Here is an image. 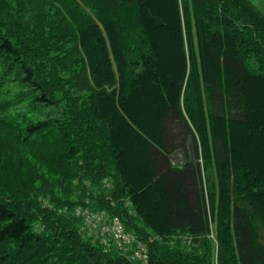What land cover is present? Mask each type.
<instances>
[{"label": "trees", "instance_id": "trees-1", "mask_svg": "<svg viewBox=\"0 0 264 264\" xmlns=\"http://www.w3.org/2000/svg\"><path fill=\"white\" fill-rule=\"evenodd\" d=\"M55 1L41 21L31 14L30 31L20 26L21 38L44 40L40 50L26 43L18 51L0 32V58L22 73L10 102L23 101L29 88L36 103L53 104L48 79L67 88V98L87 94V115L97 119L87 148L95 169L112 171L113 213L129 218L142 242L158 237L147 264H210L211 232L216 264H264V15L250 0H195L194 8L186 0ZM164 27L173 28V66L157 55ZM46 39L69 47L50 57ZM252 78L261 90L251 97ZM134 113L148 116L153 130ZM48 128L27 127L25 140ZM126 142L144 150L146 174L131 168ZM211 162L215 210L206 188ZM54 216L47 215L53 234L34 233L0 201V264H130ZM177 232L195 248L170 245Z\"/></svg>", "mask_w": 264, "mask_h": 264}, {"label": "rangeland", "instance_id": "rangeland-1", "mask_svg": "<svg viewBox=\"0 0 264 264\" xmlns=\"http://www.w3.org/2000/svg\"><path fill=\"white\" fill-rule=\"evenodd\" d=\"M250 1L255 8L260 9V0ZM186 2L190 8L196 7L195 0ZM52 3L56 6L55 0H0L1 35H6L18 51L24 48L26 43L40 50L44 40L21 35L22 39L20 26L25 27L26 33L30 31L32 28L27 23H30L31 14L34 13L36 20L41 21L44 10L53 5ZM164 28L156 48L157 55L163 60H169V64L173 66V63L177 62L171 40L173 28ZM44 44L47 45L45 51L50 49L48 51L50 57L62 55L69 47L64 44L56 48L55 44L52 41L47 42V39ZM64 46H66L64 50L59 48ZM37 61L38 57H33L32 63L40 72ZM11 62V59L0 58V201L19 211L28 220L34 233L45 236L53 234L47 215H55L54 217L63 219L67 227L73 228L85 243L98 245L104 251L114 250L130 264H147L148 244L158 237L151 234L148 242H142L138 239L135 228L128 224L129 218L121 217L117 212L113 213L115 202L109 197L114 188L109 173L112 171L105 172L102 169L103 172L100 173L99 167L95 169L97 161L87 148L92 143L88 132H94V136L96 135L93 127L97 120L87 115L88 106L86 107L83 102L88 100L87 94L83 93L81 99L77 101L67 98L65 94L67 88L64 90L56 86L52 79H48L47 82L52 88L49 90L54 95V99L51 98L53 104L36 103L33 99L38 93L29 88H24L23 101L12 103L9 98L15 91L13 85L15 87L21 85L19 79L22 73ZM252 80L254 82L248 84L251 97L252 92L257 94L261 90L256 80L254 78ZM147 97L152 101L149 94ZM135 116L140 122L142 120L141 123L146 128L153 130L149 125L151 120L148 116L144 113L142 115L137 113ZM41 122L48 123L49 128L25 140L26 128ZM96 126L103 129L99 121ZM84 132L88 133L86 138ZM71 147L78 150L74 157L69 152ZM124 147L130 157L131 168L146 174V168L143 166L146 164L144 150L134 142H126ZM172 161L179 164L180 155H173ZM207 174L209 183L206 181V188L211 196L210 210L211 203L215 210L216 172L213 162L209 165ZM153 200L150 203L151 209L160 219L156 209L158 204L155 198ZM104 205L108 208L102 207ZM212 230L214 231V224ZM206 238L212 243L209 252L210 264H216L214 233L211 232ZM169 240L170 245L176 244L186 251L195 248L190 243L191 237L179 232L171 235ZM198 251L203 254V248L196 250Z\"/></svg>", "mask_w": 264, "mask_h": 264}, {"label": "crops", "instance_id": "crops-1", "mask_svg": "<svg viewBox=\"0 0 264 264\" xmlns=\"http://www.w3.org/2000/svg\"><path fill=\"white\" fill-rule=\"evenodd\" d=\"M261 2H259V6H260V9H258L257 7V9L261 12V13H263L264 14V0H260Z\"/></svg>", "mask_w": 264, "mask_h": 264}, {"label": "bare ground", "instance_id": "bare-ground-1", "mask_svg": "<svg viewBox=\"0 0 264 264\" xmlns=\"http://www.w3.org/2000/svg\"><path fill=\"white\" fill-rule=\"evenodd\" d=\"M173 168H174V167H173ZM77 217H78V216H77ZM77 217H76V218H77ZM260 243H261V242H260ZM157 246H158V245H157ZM113 251H114V250H113ZM114 252H116V251H114ZM146 253H147V252H146Z\"/></svg>", "mask_w": 264, "mask_h": 264}, {"label": "built area", "instance_id": "built-area-1", "mask_svg": "<svg viewBox=\"0 0 264 264\" xmlns=\"http://www.w3.org/2000/svg\"><path fill=\"white\" fill-rule=\"evenodd\" d=\"M146 262H147V258H146Z\"/></svg>", "mask_w": 264, "mask_h": 264}]
</instances>
